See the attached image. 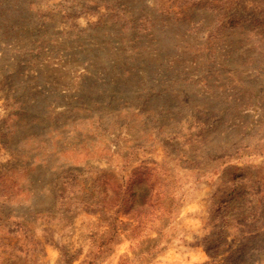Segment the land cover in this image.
<instances>
[{"label":"rangeland","instance_id":"1","mask_svg":"<svg viewBox=\"0 0 264 264\" xmlns=\"http://www.w3.org/2000/svg\"><path fill=\"white\" fill-rule=\"evenodd\" d=\"M0 264H264V0H0Z\"/></svg>","mask_w":264,"mask_h":264}]
</instances>
